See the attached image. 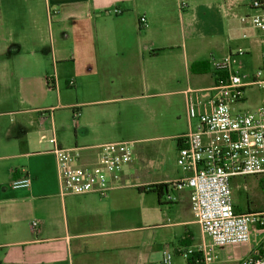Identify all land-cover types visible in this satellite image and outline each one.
<instances>
[{
  "label": "crops",
  "instance_id": "crops-1",
  "mask_svg": "<svg viewBox=\"0 0 264 264\" xmlns=\"http://www.w3.org/2000/svg\"><path fill=\"white\" fill-rule=\"evenodd\" d=\"M161 1L164 3H152L147 14L142 15L149 28L153 14L167 10L168 0ZM190 1L197 6V0H185L183 8H188ZM219 1L201 0L211 7L202 16V24L209 32L221 28L222 20L216 17L222 11ZM179 2L182 0H175L177 7ZM227 2L229 8L246 4L244 0ZM135 3L136 0H0V264H156L165 249L173 253L172 264H198L199 245L203 242L211 246L194 219L188 189L176 191L169 187L162 194L137 191L139 187L186 176L177 164L170 169L165 165L158 169L144 167L142 151L125 168L123 188L103 197L59 193L55 158L47 139L54 134L61 147L78 149L81 165H93L97 160L94 147L101 144L97 142L109 139L107 130L98 126L99 117L113 112L94 110L85 117L81 111L74 124L61 120L58 107L49 102L51 92L46 84L50 62L57 60V32L79 29H73L71 21H77L85 31L93 30L95 41L77 43L79 55L87 62L97 60L110 72H120L122 64L113 58L119 51H126L127 62L134 59L132 24L134 32L137 28L123 14L134 13ZM114 9L120 14L115 15ZM231 16L236 17L235 11ZM262 56L264 53L261 61ZM207 60L195 58L189 65L184 60L182 69L178 59L168 63L173 68L167 78L178 80V87L181 74L186 81H190V75L213 77L211 84L171 92L184 95L185 112L189 90H207L215 84L211 67L196 64ZM193 65L196 67L192 70ZM108 80L114 84L112 76ZM143 83L149 86L147 81ZM120 99L114 95L88 105L108 106ZM244 101L245 98L233 107ZM233 112L242 113L237 109ZM66 115L69 118L68 112ZM12 116L15 118L11 121L8 117ZM195 127L192 121L185 133ZM24 174L30 178V185L13 189L10 183ZM34 221L38 225L33 230ZM191 248L195 253L183 257L181 252Z\"/></svg>",
  "mask_w": 264,
  "mask_h": 264
},
{
  "label": "rangeland",
  "instance_id": "rangeland-1",
  "mask_svg": "<svg viewBox=\"0 0 264 264\" xmlns=\"http://www.w3.org/2000/svg\"><path fill=\"white\" fill-rule=\"evenodd\" d=\"M197 1V6L190 1L185 9L180 6L181 2L177 7L175 0H171V3L168 0L167 10L156 11L149 28V25L140 26L137 19L147 14L152 3L164 2L136 0L134 13L123 14L127 16L128 22H135L137 28L134 32L132 24L130 40L135 44L131 54L134 59L127 62L126 51H119V55L113 58L122 64L123 70L120 72H110L106 70L108 68L100 67L97 60L87 62L79 55L77 43L79 40L95 41L93 30L85 31L77 21L69 22L74 25L73 29L79 28L74 32L59 30L55 54L57 60L50 62L48 72L53 84L48 88L51 105L69 107L57 108L56 112L62 115L61 120L68 124H74L73 121L76 123L78 118L71 114L72 109L79 114L83 111L85 117L94 110L111 111V115L99 117L98 120V126L107 130L105 133L109 139L97 143L109 140L133 142L134 158L137 152L142 151L144 167L158 169L165 165L169 169L173 168L178 161L176 136L185 133L189 124L184 95L171 92L211 84L213 77L210 74L190 75V81H186L181 74L178 87V80L167 78L173 68L168 64L169 61L178 59L182 69L184 60L189 65L195 58L208 59L212 69L214 60L231 56L241 74L249 77L260 69L261 54L264 53V32L255 29L248 19L241 21V18L255 14L248 7L251 0H244L245 5H236L235 8L227 6L229 0H220L222 11H218L216 17L221 18L223 29L210 32L203 26L202 16L211 7L201 0ZM234 11L236 17L231 16ZM154 54L157 56L150 58ZM69 55L72 57L69 58ZM152 72H155L154 75ZM110 76L114 79L113 85L108 80ZM145 81L149 86H145ZM116 90L118 94H115ZM114 95L121 98L114 104L88 105ZM244 98L245 101L236 108L232 105V110L253 112L264 106V89L248 87ZM66 112L70 114L69 118ZM8 118L12 121L15 117ZM128 171L125 172L130 173ZM230 188L233 207L237 212L264 211V175L231 178ZM262 237L264 229L252 227L247 243L213 248L211 264H237L240 258L258 247ZM206 240L209 244V239Z\"/></svg>",
  "mask_w": 264,
  "mask_h": 264
},
{
  "label": "built area",
  "instance_id": "built-area-1",
  "mask_svg": "<svg viewBox=\"0 0 264 264\" xmlns=\"http://www.w3.org/2000/svg\"><path fill=\"white\" fill-rule=\"evenodd\" d=\"M185 3L180 4L185 7ZM254 15L248 19L252 26L264 32V2L251 0ZM115 15L120 10L114 9ZM146 26L144 16L138 19ZM212 71L217 81L207 90H189L186 99V115L194 129L177 138L178 167L186 176L169 182L176 191L188 189L195 221L203 237H208L211 246L203 242L196 250L198 264H211L212 249L247 243L252 227L264 229V211L237 212L233 207L230 179L249 175H264V106L253 112L234 113L232 105L244 98L246 88L257 86L264 89V56L260 69L249 77L241 74L231 56L214 60ZM53 80H48V86ZM78 117V112H74ZM42 117V116H41ZM54 155L59 193L61 196L97 194L105 196L112 190L123 188L122 175L134 157L133 142L110 141L95 146L97 160L93 165L79 163L78 149L61 147L54 134L47 139ZM27 174L13 180V189L30 185ZM170 199V197H168ZM38 223L32 222L34 230ZM195 250L185 249L183 257L193 255ZM173 253L165 249L156 264H172ZM239 264H264V237L253 253Z\"/></svg>",
  "mask_w": 264,
  "mask_h": 264
},
{
  "label": "trees",
  "instance_id": "trees-1",
  "mask_svg": "<svg viewBox=\"0 0 264 264\" xmlns=\"http://www.w3.org/2000/svg\"><path fill=\"white\" fill-rule=\"evenodd\" d=\"M196 64L197 65L204 64L205 66L209 67V62L208 61H202V62H199V63H196ZM195 67H196V65H193V66H191V69L193 70ZM48 80H49V78L46 79L47 87H49L48 86ZM215 81H217V77H215ZM177 145L180 146L179 140H177ZM169 187H171V184L160 183V184H152V185L148 186L147 188L139 187V188H137V191L138 192H143L145 190H148V191L151 190V191H153L155 193L162 194L163 191L167 190Z\"/></svg>",
  "mask_w": 264,
  "mask_h": 264
}]
</instances>
